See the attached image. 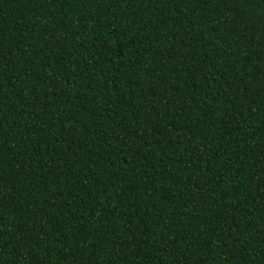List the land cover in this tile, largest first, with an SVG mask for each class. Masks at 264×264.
<instances>
[{"label":"trees","instance_id":"16d2710c","mask_svg":"<svg viewBox=\"0 0 264 264\" xmlns=\"http://www.w3.org/2000/svg\"><path fill=\"white\" fill-rule=\"evenodd\" d=\"M0 264H264V0H0Z\"/></svg>","mask_w":264,"mask_h":264}]
</instances>
